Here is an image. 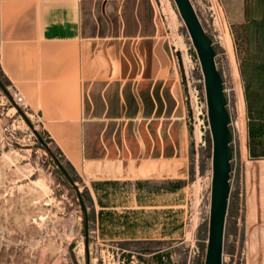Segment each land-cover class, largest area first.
<instances>
[{"label":"crops","instance_id":"crops-1","mask_svg":"<svg viewBox=\"0 0 264 264\" xmlns=\"http://www.w3.org/2000/svg\"><path fill=\"white\" fill-rule=\"evenodd\" d=\"M216 1L235 42L246 155L264 159V0ZM0 79L80 175L102 240L145 239L135 209L187 174L152 0H0Z\"/></svg>","mask_w":264,"mask_h":264},{"label":"rangeland","instance_id":"rangeland-1","mask_svg":"<svg viewBox=\"0 0 264 264\" xmlns=\"http://www.w3.org/2000/svg\"><path fill=\"white\" fill-rule=\"evenodd\" d=\"M190 2L211 38L218 70L238 75L234 38L223 16L231 41L232 54H229L215 24L214 0ZM152 12L158 35L167 45V90L170 92L171 88L176 96L179 87L181 96L176 98V108L182 106L185 111L187 135L181 138L180 147L185 149L182 152L187 174L175 180L180 182V188L172 190L167 181L166 193L143 199L142 205L155 208L135 209L145 211L139 221L142 227L138 229L139 237L145 239L102 240L80 175L69 167L34 117L21 115L20 119L19 112L6 100L5 86L0 87V264L203 263L211 140L206 115L192 119L183 101L187 83L202 89L201 72L173 0H152ZM164 126L165 134L173 135L167 121ZM35 132L40 134L44 146ZM231 139L232 172L222 264H264V159L249 157L245 150L240 152L235 148L233 136ZM55 159L65 174L57 171ZM73 162L79 169L78 162ZM151 223H156L155 227Z\"/></svg>","mask_w":264,"mask_h":264},{"label":"water","instance_id":"water-1","mask_svg":"<svg viewBox=\"0 0 264 264\" xmlns=\"http://www.w3.org/2000/svg\"><path fill=\"white\" fill-rule=\"evenodd\" d=\"M198 59L204 90L206 120L211 140L210 190L202 264H222V239L230 185L232 150L230 116L223 93L222 78L215 67L211 38L203 30L190 0H173Z\"/></svg>","mask_w":264,"mask_h":264},{"label":"bare ground","instance_id":"bare-ground-1","mask_svg":"<svg viewBox=\"0 0 264 264\" xmlns=\"http://www.w3.org/2000/svg\"><path fill=\"white\" fill-rule=\"evenodd\" d=\"M214 6H216V21L217 29L219 31L220 39L226 51L232 54L231 41L225 26L224 18L218 5L217 1L214 0ZM215 67L217 68L215 57H214ZM223 85V93L226 99V107L230 116L231 126V138L233 136V141L235 148L240 152L245 150L246 141V125H245V114H244V104L240 82L238 81V75L235 76L230 73L226 74L223 71L218 70Z\"/></svg>","mask_w":264,"mask_h":264},{"label":"built area","instance_id":"built-area-1","mask_svg":"<svg viewBox=\"0 0 264 264\" xmlns=\"http://www.w3.org/2000/svg\"><path fill=\"white\" fill-rule=\"evenodd\" d=\"M5 91H6V100L8 104H10L15 111L17 110L19 112L20 119H22L21 115L28 116L26 113L25 105L22 102V97L17 92V90L15 88H10L6 86ZM183 101L185 102V104H187L188 108L190 109L192 119H198V117L202 118L203 116L206 115L203 84H202V89L200 90L196 87L195 84L187 83L186 92L183 95ZM229 145L231 146V144ZM231 172L232 170L230 165L229 179H228L229 185L231 180Z\"/></svg>","mask_w":264,"mask_h":264},{"label":"trees","instance_id":"trees-1","mask_svg":"<svg viewBox=\"0 0 264 264\" xmlns=\"http://www.w3.org/2000/svg\"><path fill=\"white\" fill-rule=\"evenodd\" d=\"M0 87H1L2 89H4V85L1 83V80H0ZM24 119H25V121L29 124L28 120H27L26 118H24ZM35 135H36V138L40 141V143L43 144V146H44V141L41 139L40 134L37 133V132H35ZM55 161L57 162V171L60 173V175L65 174L64 169H63V167L61 166V164H58V160L55 159ZM80 203H81V202H80Z\"/></svg>","mask_w":264,"mask_h":264}]
</instances>
